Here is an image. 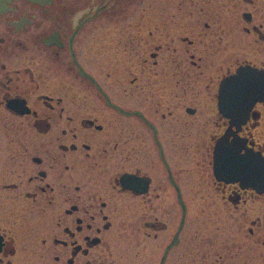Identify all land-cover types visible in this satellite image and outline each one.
<instances>
[{"label": "flooded vegetation", "instance_id": "flooded-vegetation-1", "mask_svg": "<svg viewBox=\"0 0 264 264\" xmlns=\"http://www.w3.org/2000/svg\"><path fill=\"white\" fill-rule=\"evenodd\" d=\"M0 264H264V0H0Z\"/></svg>", "mask_w": 264, "mask_h": 264}, {"label": "snow or ice", "instance_id": "snow-or-ice-1", "mask_svg": "<svg viewBox=\"0 0 264 264\" xmlns=\"http://www.w3.org/2000/svg\"><path fill=\"white\" fill-rule=\"evenodd\" d=\"M225 90L228 97H231L234 92L243 93L244 91V82L242 78H235L231 82H226Z\"/></svg>", "mask_w": 264, "mask_h": 264}, {"label": "rangeland", "instance_id": "rangeland-1", "mask_svg": "<svg viewBox=\"0 0 264 264\" xmlns=\"http://www.w3.org/2000/svg\"><path fill=\"white\" fill-rule=\"evenodd\" d=\"M195 209H196V207H192V213H191V230H193L194 231V229L196 228V223H195V220H196V218H197V212L195 211ZM205 214H211V208L209 209V208H207V207H205V212H204ZM207 217L205 216V215H203V219L207 222V226L209 227V229L207 228V229H205V223H204V230H210L211 229V223H210V221H208V219H206ZM192 233V232H191ZM248 246H251V247H254L255 246V244H248ZM255 248V247H254ZM251 249V248H250ZM251 252H253V249H252V251ZM257 252V254H258V251H255L254 253H256ZM254 253H252V257H254ZM256 260V259H255Z\"/></svg>", "mask_w": 264, "mask_h": 264}]
</instances>
